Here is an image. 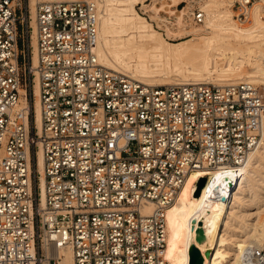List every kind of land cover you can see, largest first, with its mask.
Masks as SVG:
<instances>
[{"label": "built area", "instance_id": "built-area-1", "mask_svg": "<svg viewBox=\"0 0 264 264\" xmlns=\"http://www.w3.org/2000/svg\"><path fill=\"white\" fill-rule=\"evenodd\" d=\"M201 1L174 8L202 24ZM231 1L236 18L255 4L264 18V0ZM97 40L92 0L41 1L33 18L29 0H0V264H41L49 246L70 247L73 264H167L165 211L185 178L260 146L264 88L146 84L101 64Z\"/></svg>", "mask_w": 264, "mask_h": 264}, {"label": "bare ground", "instance_id": "bare-ground-1", "mask_svg": "<svg viewBox=\"0 0 264 264\" xmlns=\"http://www.w3.org/2000/svg\"><path fill=\"white\" fill-rule=\"evenodd\" d=\"M41 1L53 0H29L32 18L36 4ZM92 1L98 12V40L94 51L98 61L108 68L150 85L264 83V18L259 13L260 4H255L251 15L243 21L235 17L231 0H203L200 2L205 11L202 24H194L187 18L185 21L184 10L175 16L176 8L173 14L161 18L152 5L148 8L155 14L151 18L157 23L156 29L136 9L139 4L144 7L147 0ZM32 26L30 61L34 67L37 49L33 22ZM183 35L190 37L183 38ZM171 37L178 40L172 42L168 39ZM32 89L33 123L40 133L37 77L33 79ZM37 145L36 167L42 173V150L40 143ZM205 176L206 181L197 194L196 183ZM40 188L43 202L42 176ZM150 210L147 208L146 212ZM165 222L167 264H191L192 246L198 249L203 264H264L261 257L264 250V117L259 148L248 153L236 168L191 172L174 202L166 208ZM199 228L203 231L201 241L196 238ZM206 251L210 252L209 256L205 255ZM51 257L57 258L58 264H73L68 246H49L41 264H51Z\"/></svg>", "mask_w": 264, "mask_h": 264}, {"label": "rangeland", "instance_id": "rangeland-1", "mask_svg": "<svg viewBox=\"0 0 264 264\" xmlns=\"http://www.w3.org/2000/svg\"><path fill=\"white\" fill-rule=\"evenodd\" d=\"M179 1L180 0H176L175 2H173L171 0H156V1L155 0H147L145 2V6H144L145 8L142 7V4H139V5L136 6V9L142 16L147 18V20H149V22L152 23L156 29H158L157 28V23H155V20H153L151 18V17L155 16V14H153L152 11H150L149 8L152 5L155 6L158 9L157 11L159 12V15L161 16V18H166L167 14L171 15V14H173V11L175 10L173 3L177 4ZM178 15H181L180 12H178V11L175 12V16H178ZM184 19H185V17H184ZM185 21H186V19H185ZM159 31L163 32L164 37H166V35L164 34L163 30H159ZM173 37L168 38V39H170V41H172V42H176L178 40L177 37H175V38H173ZM182 37L183 38H189L190 36L183 35ZM21 47H22V45L20 44V48ZM253 84H255L256 86H259V87H262L264 85V83L261 84V82H259V83L257 82V83H253ZM261 257H264V250L261 251ZM53 258L55 259V262H51V264H58V259L55 258V257H53Z\"/></svg>", "mask_w": 264, "mask_h": 264}, {"label": "water", "instance_id": "water-1", "mask_svg": "<svg viewBox=\"0 0 264 264\" xmlns=\"http://www.w3.org/2000/svg\"><path fill=\"white\" fill-rule=\"evenodd\" d=\"M206 181V177H201L199 179V181L196 183L197 184V194H199L200 190H201V187L204 185ZM196 233H197V240L198 241H201L203 240V231L201 228H199L198 230H196ZM210 252L209 251H206L205 252V255L206 256H209ZM190 263L191 264H203V260L200 256V253L198 251V249L195 247V246H192L191 247V250H190Z\"/></svg>", "mask_w": 264, "mask_h": 264}]
</instances>
